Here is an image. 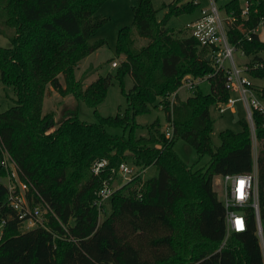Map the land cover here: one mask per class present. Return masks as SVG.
Masks as SVG:
<instances>
[{
    "label": "trees",
    "instance_id": "trees-1",
    "mask_svg": "<svg viewBox=\"0 0 264 264\" xmlns=\"http://www.w3.org/2000/svg\"><path fill=\"white\" fill-rule=\"evenodd\" d=\"M106 1L0 0L2 25L12 30L7 35L10 47H0V80L15 94L14 106L0 113V151L28 185L31 208L45 203L53 211L47 214V228L22 232L21 220L9 205L8 188L0 181V264H264L253 210H248L247 230L232 233L220 249L226 235L225 208L214 191V177L252 172L253 140L245 119L240 132L221 131V144L213 148L210 109L229 94L223 74L208 60V48L199 49L192 37L177 38L168 27L173 16L194 13L198 5L194 0H173L163 5L168 11L159 20L160 9L152 0H137L133 24L119 30L116 46L117 54L124 56L116 78L122 83L130 75L134 85L123 90L124 112L105 117L96 108L107 97L111 76L84 87L75 71L106 43L88 44L109 22L97 14ZM249 2L246 21L240 19L241 0H230L223 8L238 19L230 42L252 66L264 63V43L251 33L264 17V0ZM241 22L249 39L237 30ZM141 39L147 43L139 45ZM250 74L264 81V66ZM187 75H211L210 91L199 86L186 100L175 97L171 105L170 95ZM49 87L95 109L97 123L82 121L73 111L59 124L53 112L44 114ZM159 108L172 125L173 137H165L158 119L149 127V136H138L137 130L146 127L137 118ZM253 119L260 144L264 243V118L256 113ZM107 128L124 133L112 135ZM179 140L193 147L199 160L209 157L208 165L193 170L175 151ZM102 159L109 165L95 176L91 167ZM122 163L141 170L154 167L157 174L148 180L138 176L118 188L99 221L97 192L104 180H114L112 170ZM5 170L0 167L1 179L7 177Z\"/></svg>",
    "mask_w": 264,
    "mask_h": 264
},
{
    "label": "built area",
    "instance_id": "built-area-1",
    "mask_svg": "<svg viewBox=\"0 0 264 264\" xmlns=\"http://www.w3.org/2000/svg\"><path fill=\"white\" fill-rule=\"evenodd\" d=\"M194 3L199 6V0H194ZM249 17L250 2L249 0H243L240 19L246 21ZM237 20L233 12L228 13L223 7L219 8L217 0H208V5L198 11L197 16L187 23L186 28L190 32V37L198 42L199 49L204 47L209 49L208 58L212 61L215 72L223 74L224 89L229 94L226 101L219 102L214 106L220 114H224L227 110L232 109L238 101L242 102L246 111V121L249 124L252 140L257 141L253 118L256 113L264 118L263 84L257 85L255 83V80L258 81V79L251 76L250 70L262 68L264 63H254L252 66L249 65L250 62L243 63L242 65L237 64L234 53L238 49L231 44L229 35L230 31L235 27ZM237 30L248 39L250 38L243 22L237 26ZM251 33L264 43V17L252 29ZM241 55L248 58L243 51H241ZM112 66L116 67L117 63L114 62ZM210 76L197 78L190 75L185 76L179 89L170 95V104L172 105L175 97L179 96L181 89L194 93L201 84L209 83L208 78ZM172 129V125L167 123L164 130L166 138L171 139L173 137ZM3 155L6 154L3 153ZM253 159V170L250 173L225 174L214 177V191L225 208L226 235L220 249L225 246L232 233H240L247 230L248 210H253L257 225V235L264 250L259 208L257 157L253 155ZM108 165L109 163L106 159L97 160L93 163L91 171L95 176H100L107 169ZM4 166L7 170V177L5 178L7 182L5 185L8 188L9 205L16 211L22 226L26 223L31 227L42 226L47 228L48 219L42 218L41 207L47 214L53 213L51 208L45 203L41 207L36 206L31 208L27 197L28 185L20 181L15 164L11 162L10 165L5 164ZM112 172L115 173L114 180L112 182L104 180L94 202L99 211V221L103 220L106 216V211H108L106 206L113 193L136 177L141 176L143 178L145 170H141L131 163H122L117 170L113 169ZM121 177L125 179V184L118 188L114 187L115 181ZM0 181H2L1 178Z\"/></svg>",
    "mask_w": 264,
    "mask_h": 264
},
{
    "label": "rangeland",
    "instance_id": "rangeland-1",
    "mask_svg": "<svg viewBox=\"0 0 264 264\" xmlns=\"http://www.w3.org/2000/svg\"><path fill=\"white\" fill-rule=\"evenodd\" d=\"M153 5L156 9H160L157 18L160 20L164 17L168 9H162L164 4H169L173 0H152ZM230 0H217V5L222 8ZM241 0V4H242ZM137 0H107L103 6L100 8L98 15L106 17L109 22L101 27L95 35H93L89 40L88 44L93 45L99 41H105L106 43L100 47L98 50L88 55L84 60H82L75 71V79L83 83L84 87L88 86L91 82L97 80L99 77L111 76V82L109 89L107 91V97L103 103L97 106V112L101 116H115L117 113H123L127 107L126 99L123 93L129 91L133 85V79L130 75H126L123 82L117 80L116 72L120 63L123 61L124 56L118 55L117 46V36L118 32L123 27H130L133 24L134 13L133 7L136 6ZM208 5V0H199V6L194 13L182 14L180 16H173L168 27L173 29L174 35L183 39L190 37V32L187 30L186 25L188 22L192 21L198 14V11L202 7ZM162 9V10H161ZM224 15V14H223ZM4 18L3 12L0 11V29L6 30V34L0 33V47L7 48L10 47V41L8 34L12 33V30L4 27L2 25V20ZM139 45L146 44L147 40L141 39ZM234 58L238 65L250 62V58H245L241 55L240 50H236L234 53ZM113 62L117 63L116 67H113ZM60 80L63 86L64 79L60 76ZM257 85H262L263 80H255ZM200 88L206 92L210 91L209 83H203ZM194 93L189 92L186 89H181L179 98L181 100H186L189 96ZM237 97L236 95H234ZM15 94L11 87L5 86L0 80V113L8 110L14 106ZM93 108L89 107L83 102L77 101L72 95L62 97L58 92L49 87L47 96L45 97L43 113L53 112L55 114V120L59 124L64 118L69 116V114H78L82 121L87 123H97V115L94 113ZM210 115L213 120V132L211 135L213 148L216 149L220 146V132L224 130H231L233 132H240L242 130V122L246 119V111L242 102L238 101L232 109L227 110L224 114H220L215 106L210 109ZM160 122V130L164 132L166 128V117L165 113L161 109H154L151 114L139 116L137 121L139 124L143 125L144 129L137 130L136 134L138 136H149V127L155 122V120ZM108 132L112 135H123L124 130L119 128H107ZM128 134V132H126ZM260 144L258 141H253V155L257 157L258 148ZM175 151L180 156V158L187 163L189 166L193 167V170H199L206 167L209 163V157L205 156L199 160L198 155L193 147L188 145L186 142L179 140L175 145ZM6 154V153H5ZM12 161L8 155H3L0 151V167L5 170V164L10 165ZM10 167V166H9ZM6 171V170H5ZM157 174L154 167H150L143 173V180H148ZM7 179H2L3 183H6ZM125 184L124 178H118L114 183V187L118 188ZM214 185V184H213ZM37 206L41 207L40 204ZM106 208L110 210L109 204ZM42 218L47 219V213L42 209ZM36 226H29L26 223L21 227V231L25 232ZM179 234V230L177 231Z\"/></svg>",
    "mask_w": 264,
    "mask_h": 264
},
{
    "label": "water",
    "instance_id": "water-1",
    "mask_svg": "<svg viewBox=\"0 0 264 264\" xmlns=\"http://www.w3.org/2000/svg\"><path fill=\"white\" fill-rule=\"evenodd\" d=\"M208 60H209V58H208Z\"/></svg>",
    "mask_w": 264,
    "mask_h": 264
}]
</instances>
